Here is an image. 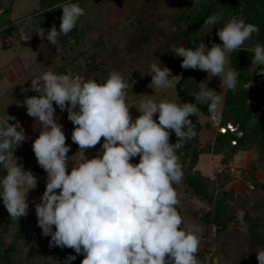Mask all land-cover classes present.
Returning <instances> with one entry per match:
<instances>
[{"label":"clouds","instance_id":"9594fccd","mask_svg":"<svg viewBox=\"0 0 264 264\" xmlns=\"http://www.w3.org/2000/svg\"><path fill=\"white\" fill-rule=\"evenodd\" d=\"M59 8L63 11L59 30L55 26L47 32L42 27L33 29L57 51L59 37L68 36L85 15L77 3H63ZM222 17V11L210 15L201 31L211 32ZM253 34L259 35L256 25L233 16L217 31L222 44L213 42L208 48L198 42L194 47L173 46L172 51L183 58V69L205 71L208 80L219 77L221 87L235 93L239 72L226 68L229 56ZM30 38L20 30V41ZM249 51L253 53L252 68H260L259 74L264 75V45L256 43ZM148 75L156 95L140 94L141 99L132 104L127 99L129 85L115 69L102 83L71 71L57 74L48 70L30 78V89L38 95L26 97L23 106L40 129L32 150L47 174L45 190L35 205L37 226L42 235L51 238L49 247L82 254L81 264H200L197 254L203 227L195 222L185 224L178 210L175 186L183 181L185 165L177 151L197 134L189 117L199 119L198 105L207 104L209 113L216 114L222 95L205 80L198 84L199 92L192 94L196 103L178 102L168 99L167 93L174 91L180 76L160 61L150 65ZM54 103L67 111L74 125L71 140L79 150L71 157ZM132 106L140 113L135 120L129 111ZM6 107L0 111V170L5 173L0 177V199L9 217L18 221L28 214L27 197L38 179L18 163L16 149L27 137L19 121L9 123L16 118ZM256 120L254 115L253 122ZM173 132L175 143L170 142ZM102 138L103 151L87 158L86 151ZM137 156L139 163H131ZM256 258L258 264H264V247L256 250ZM75 259L68 255L64 264Z\"/></svg>","mask_w":264,"mask_h":264},{"label":"trees","instance_id":"16d2710c","mask_svg":"<svg viewBox=\"0 0 264 264\" xmlns=\"http://www.w3.org/2000/svg\"><path fill=\"white\" fill-rule=\"evenodd\" d=\"M63 3V0H40V12L29 16L28 20H35L38 25L44 24L52 16L63 12L59 8V5ZM220 11L223 12L220 23L214 25L211 32L204 34L201 31L204 20ZM233 16L242 17L245 23L256 25L259 28V35L253 34L251 39L257 38L258 42L264 45V0H194L191 6L176 18L175 24L180 32L166 42L165 48L169 61L167 67L171 69L172 74L181 77L175 85L176 101L196 103L192 94L199 92L198 84L203 71L183 69L181 67L183 58L173 55V46L194 47L198 42H203L206 46L208 43L212 45L213 42L222 44L217 31ZM252 57L253 53L244 48L230 54L229 67L239 72V82L235 93L229 89L226 90L220 125L231 124L235 129H227L223 133L218 131L217 126L210 119L211 114L207 104L198 105L201 108L199 119L195 115L189 117L196 125L197 134L177 151L181 162L185 165L183 181L175 186L180 198L178 210L185 224L195 222L203 227L201 237L204 247L199 253L201 256L212 253L213 246L219 242L223 233L239 220L244 223L246 235L251 243L264 245V200L259 199V196L255 203L250 204L246 197L240 196L233 187H230L233 179L230 171L221 170L214 176H209L203 174L198 168L201 154L210 150L222 156V165L229 166L240 151H247L256 146L259 160L264 161V81L260 87H246L249 82L258 78L261 70L251 68ZM69 63L70 61L66 63L68 66L65 64L57 66L53 72L57 74L72 72L74 65ZM78 68L76 67L77 70ZM48 70L50 69L47 66L33 62L24 67V73L29 80ZM77 70L75 73L80 71V69ZM83 77L91 78L86 72ZM53 106L56 108L55 115L58 117V123L63 125L62 130L72 142L71 134L74 125L68 120L67 111H61L55 103ZM254 115L257 119L255 122H253ZM212 127L216 132L214 142L209 149H204L201 132ZM176 139L173 132L170 142L175 143ZM3 175L5 173L0 170V177ZM257 186L264 192V181L258 182ZM41 196L38 195L35 198L36 204L39 203ZM193 199L201 202L205 207H197ZM28 202L27 216L14 221L9 217L0 199V264H64L68 255L76 256L71 264H81L83 255H77L73 249L49 247L51 238L42 235V230L37 226L36 204Z\"/></svg>","mask_w":264,"mask_h":264},{"label":"rangeland","instance_id":"374dc122","mask_svg":"<svg viewBox=\"0 0 264 264\" xmlns=\"http://www.w3.org/2000/svg\"><path fill=\"white\" fill-rule=\"evenodd\" d=\"M74 1L85 9V15L68 36L59 38L60 50L57 51L46 37L41 40L33 29L42 27L47 32L55 26L59 30L63 12L38 25L35 20L28 18L40 12V0H0V26L8 24L0 29V75L3 76L7 68L23 70L31 62L47 66L53 71L62 64L68 66L66 63L70 61L80 69L78 73L74 72L76 75L83 77L86 72L100 83L106 80L113 69L122 73L129 85V103L135 100L137 101L134 103H137L141 99L140 94L156 95L155 90L149 87L152 79L148 75L150 65L160 61L168 66L166 42L180 32L175 20L194 0H63L64 3ZM21 29L31 36L29 41H20ZM256 43H259L257 38H250L242 48L250 49ZM211 46L208 43L207 47ZM17 56L21 62H16ZM259 73L255 81L246 85L247 88L261 86L264 75ZM205 80L209 88L222 95V103L218 109L221 114L227 88L221 87L219 77L208 80V73L203 71L200 83ZM176 97V89L167 93L168 99L175 100ZM13 101L15 102L14 96L7 95L3 103L9 106V102L14 103ZM7 109L10 110L9 107ZM129 111L133 120L140 115L135 106L130 107ZM154 119L158 121V114L154 115ZM215 135L213 127L201 132L204 149L212 146ZM102 143L103 138L99 147H102ZM21 152L23 149L18 147L15 154L18 156ZM221 159V155L210 150L201 154L198 168L209 176H214L221 170L230 171L233 177L230 187L240 196L246 197L250 204L255 203L259 196V199L264 200V192L257 186L258 182L264 181V161L259 160L258 147L240 151L229 166L222 165ZM18 163L26 167L32 166L30 161L22 163L19 160ZM37 195L41 194L38 192ZM37 195L28 196V201L36 204ZM193 201L197 207H205L201 202L195 199ZM203 247L204 241L201 237L197 254L200 264H258L256 250L264 245H253L246 235L244 223L239 220L223 233L219 242L213 246L212 253L199 255Z\"/></svg>","mask_w":264,"mask_h":264},{"label":"crops","instance_id":"0c3cea01","mask_svg":"<svg viewBox=\"0 0 264 264\" xmlns=\"http://www.w3.org/2000/svg\"><path fill=\"white\" fill-rule=\"evenodd\" d=\"M7 25L8 24H4L3 26H0V29H3L4 26H7ZM19 61H18V56H17L16 62H19ZM4 73L5 74H3V76L0 75V111L1 109H4L7 106L6 103H3L6 96L7 95L9 97L14 96L15 102L14 101H13L14 103L9 102V106L6 107V111L10 115L14 116L16 119L9 121V123L14 124L16 123V121H19L27 137L26 140L19 146L20 149H23V152H21V154L18 156L16 154L15 155L20 158L19 160L22 163L24 161L27 163L28 161L31 162L29 163L32 165L31 167H26V166H23V167L25 170H31L38 179V185L36 189L30 190L31 193H29L28 196L29 197L35 196L38 194V192L41 195H43V192L46 187L47 174L38 165L37 159L32 150V143H33L32 141H34L38 137L40 129L37 126V122L35 121V119L30 117L27 114V109L25 108V106H23V101L26 97L38 95V94L31 91L30 89L31 82L26 76V74L24 73V68L23 70H18V69L12 70V69L7 68L5 69ZM136 101L137 100L131 102L130 104ZM8 107L10 108V110L7 109ZM66 143L70 145L71 147V151L67 154L69 157H71L79 150L78 145L75 143H72L70 139H68L67 137H66ZM102 151H103L102 147H99V144H98L94 148L88 149L85 155L87 158L91 159L97 156L98 153ZM130 162L133 164L139 163V156L133 158ZM71 167H72V164L70 162L68 165L69 172L71 171ZM0 169H2V166H0Z\"/></svg>","mask_w":264,"mask_h":264},{"label":"built area","instance_id":"2783aa9c","mask_svg":"<svg viewBox=\"0 0 264 264\" xmlns=\"http://www.w3.org/2000/svg\"><path fill=\"white\" fill-rule=\"evenodd\" d=\"M210 119L214 125L217 126V130L220 132H225L227 129L234 130L235 127L231 124H228L227 126L220 125V112L217 111L216 114H211Z\"/></svg>","mask_w":264,"mask_h":264},{"label":"water","instance_id":"95a60500","mask_svg":"<svg viewBox=\"0 0 264 264\" xmlns=\"http://www.w3.org/2000/svg\"><path fill=\"white\" fill-rule=\"evenodd\" d=\"M72 71H73V72H75V71H76V67H75V66L73 67V70H72Z\"/></svg>","mask_w":264,"mask_h":264}]
</instances>
